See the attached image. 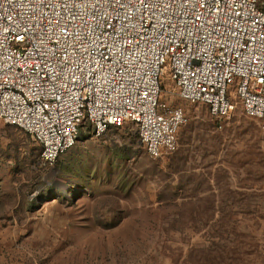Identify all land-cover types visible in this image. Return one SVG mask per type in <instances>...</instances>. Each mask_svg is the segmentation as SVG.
<instances>
[{"label": "rangeland", "instance_id": "obj_1", "mask_svg": "<svg viewBox=\"0 0 264 264\" xmlns=\"http://www.w3.org/2000/svg\"><path fill=\"white\" fill-rule=\"evenodd\" d=\"M161 100L189 120L161 158L134 125L96 137L85 124L49 165L0 122V264H264V119L237 102L221 123L169 72Z\"/></svg>", "mask_w": 264, "mask_h": 264}, {"label": "built area", "instance_id": "obj_2", "mask_svg": "<svg viewBox=\"0 0 264 264\" xmlns=\"http://www.w3.org/2000/svg\"><path fill=\"white\" fill-rule=\"evenodd\" d=\"M168 72L215 120L237 102L263 120L264 0H0V122L46 164L85 124L96 137L131 124L151 157L176 152L188 116L161 100Z\"/></svg>", "mask_w": 264, "mask_h": 264}, {"label": "water", "instance_id": "obj_3", "mask_svg": "<svg viewBox=\"0 0 264 264\" xmlns=\"http://www.w3.org/2000/svg\"><path fill=\"white\" fill-rule=\"evenodd\" d=\"M68 189H72V190L74 191L76 188H74V187H69V186H68ZM74 195H75V197H78V198H79V197H81V196L84 195V192H83L82 190H79V189H78L77 191L75 190Z\"/></svg>", "mask_w": 264, "mask_h": 264}, {"label": "trees", "instance_id": "obj_4", "mask_svg": "<svg viewBox=\"0 0 264 264\" xmlns=\"http://www.w3.org/2000/svg\"><path fill=\"white\" fill-rule=\"evenodd\" d=\"M212 118H213V117H212ZM247 118H248V117H247ZM213 119H214V118H213ZM249 119H250V118H249ZM252 120H253V119H252ZM188 121H189V120H188ZM186 125H187V124H186ZM186 125H185V126H186ZM183 127H184V126H183ZM183 127H182V128H183ZM182 128H181V129H182ZM181 129H180V131H181ZM180 131H179V134H178V149H179V144H180V139H179ZM178 149H177V150H178ZM174 153H175V152H174ZM171 154H173V153H171ZM160 158H161V157H160Z\"/></svg>", "mask_w": 264, "mask_h": 264}, {"label": "bare ground", "instance_id": "obj_5", "mask_svg": "<svg viewBox=\"0 0 264 264\" xmlns=\"http://www.w3.org/2000/svg\"><path fill=\"white\" fill-rule=\"evenodd\" d=\"M62 189H63V191H66V190L68 189V187H67L66 185H64V186L62 187Z\"/></svg>", "mask_w": 264, "mask_h": 264}]
</instances>
